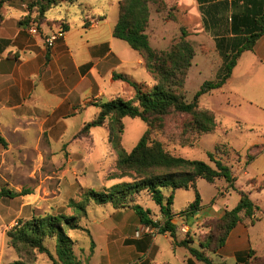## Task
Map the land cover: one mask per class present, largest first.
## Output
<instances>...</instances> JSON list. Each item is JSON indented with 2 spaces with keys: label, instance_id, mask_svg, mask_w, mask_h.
<instances>
[{
  "label": "rangeland",
  "instance_id": "obj_1",
  "mask_svg": "<svg viewBox=\"0 0 264 264\" xmlns=\"http://www.w3.org/2000/svg\"><path fill=\"white\" fill-rule=\"evenodd\" d=\"M164 3V9L161 11L157 6L151 5V19L147 32L152 47L161 51L171 48L174 41L181 36L182 29L187 31L188 40L196 49V56L185 86L186 101L192 102L202 85L216 78L222 59L216 51L213 38L206 32H198L199 22L191 16V9L185 10L179 0H164ZM106 8L101 2L95 8L85 10V15L93 13L102 15ZM58 9L54 8L50 11L49 16L55 15ZM81 16L80 12L75 18ZM109 24L111 25L110 21L105 24L104 34L107 33ZM258 76L256 73L248 78L237 75L224 88L214 90L200 98V107L215 113L218 126L213 133L203 134L201 137L192 133L183 134L185 124L192 119L190 115L183 114L168 115L165 128L153 132V137L161 141L172 155L201 160L217 168L209 157V153H213L216 160L230 167L231 175L236 179L235 187H230L224 178L216 180L214 184L203 178L198 179V188L203 198V206L197 213L198 218L183 214L195 199L194 190L180 189L175 193L173 222L177 228L176 240L178 242L185 240L189 246L202 249L216 263L238 264V252L248 253L251 249L255 250L256 258L264 256V80ZM138 78L139 82H147L148 88L156 83H151L149 78L140 76ZM121 98L130 99L125 94H122ZM125 125L122 143L130 152L148 130V126L138 118H126ZM95 146L88 162H84L78 169L73 180L75 183L73 190L61 191L56 188L49 198L39 199L37 202L41 204V208L33 209V216L48 213L77 215L69 203L71 199L76 201L82 199V188L105 191L115 184L128 180L127 178L115 181L107 179L110 173L116 171L118 160L116 151L109 143L107 128H98L95 133ZM65 156L67 158L68 155L65 153ZM21 186H23L22 190L34 191L35 188L33 183H24ZM240 190L249 192L255 204L260 207L256 211V221L252 222L249 218H245L244 222L231 233L227 245L218 249L217 225L226 211L232 210L238 204ZM166 193L170 192L166 191ZM135 201L145 209L151 210L150 217L155 222L164 223L165 219L160 207L152 200L149 193L141 192L136 196ZM24 202L25 200L18 197L7 199L0 205L1 214L5 215L4 226L0 228V264H11L21 260L10 245L7 233L12 229L11 227H16L15 223L32 217L28 206L22 207ZM110 211L114 213L112 208L91 204L88 207V216L79 219L82 230L70 231L76 244L75 254L83 264H187V260L192 257L188 249L178 246L174 248V240L170 233L159 234L157 229L145 227L138 222V227H133L131 231L130 229L121 231L119 229L121 222L129 225L132 223L130 215H135L139 221L133 209H123L122 216L110 215ZM95 220L98 223H95ZM96 224H99L101 229H97ZM184 226L189 227L186 233L182 230ZM208 239L212 242L210 248H202V243ZM144 240L150 242L147 249L142 251L131 242ZM55 241L54 238L46 240V245L53 254H55ZM92 242H94L93 248ZM27 257L25 256L24 259ZM195 262L205 264L196 260ZM26 264H53V262L48 255L37 253L35 260Z\"/></svg>",
  "mask_w": 264,
  "mask_h": 264
},
{
  "label": "trees",
  "instance_id": "obj_2",
  "mask_svg": "<svg viewBox=\"0 0 264 264\" xmlns=\"http://www.w3.org/2000/svg\"><path fill=\"white\" fill-rule=\"evenodd\" d=\"M14 0H0L1 8ZM28 5V15L20 20L21 26L43 25L55 23L47 20V13L62 4H74L79 0H25ZM202 15L204 30L213 38L217 53L222 59V65L214 80L206 81L196 93L192 102L186 101L185 86L189 71L196 56V49L188 40V33L181 30V36L174 41L168 50L158 51L151 45L148 28L151 19V5L161 11L164 0H121L119 20L114 29V37L126 42L138 52L144 60L148 72L153 76L155 85L148 88L145 83L132 81L127 75L114 74L115 80L128 82L134 89L130 100L117 98L108 102L97 103L101 109L97 117L86 124L79 137L89 136L94 127H107L109 142L118 155L116 171L110 173L107 179L127 181L111 186L105 191L94 188H82L80 201L70 200L69 206L77 215L45 214L34 215L22 220L13 227L7 236L10 245L16 250L21 260L11 264H26L34 261L36 254H46L53 264H83L75 254V241L70 235L72 230H82L80 217L88 216L91 204L104 206L111 204L115 209H133L141 224L158 230L159 234L170 233L174 240V248L184 247L192 256L187 264H226L214 262L202 249L189 246L187 241L176 240L177 228L174 220L175 193L180 189H193L195 199L189 204L183 214L194 217L202 208L203 198L198 188V179L203 178L214 184L224 178L230 187H235V177L231 175L230 167L216 160L209 153L211 161L217 168L201 160H191L172 155L164 144L153 137V132L162 130L166 118L170 114L190 115L192 119L185 124L183 134L213 133L218 126L215 113L200 107V98L214 90L221 89L232 77L233 71L241 56L253 51L258 41L264 35V0H196ZM63 31L69 29V24L57 23ZM126 118L141 119L148 130L138 144L129 152L122 143ZM0 144L6 146V141L0 135ZM186 145V143H183ZM150 194L152 200L160 207L164 223L155 222L151 210L136 203V196L141 192ZM166 191L170 193L167 194ZM24 189L14 191L8 185L0 186V203L29 194ZM240 200L232 209L226 211L217 225L218 249L227 245L231 233L236 227L249 218L256 221L255 204L249 192L239 191ZM47 238H54L55 254L47 247ZM142 251L147 249L150 240L143 242L131 241ZM211 239L202 243V248H210ZM94 242H92V248ZM31 254L33 256H31ZM25 256H28L24 259ZM30 258V259H29ZM255 250L248 253L238 252V264H264L263 258H256ZM254 259V260H253Z\"/></svg>",
  "mask_w": 264,
  "mask_h": 264
},
{
  "label": "crops",
  "instance_id": "obj_3",
  "mask_svg": "<svg viewBox=\"0 0 264 264\" xmlns=\"http://www.w3.org/2000/svg\"><path fill=\"white\" fill-rule=\"evenodd\" d=\"M179 1L185 10L191 9V16L199 22L198 32H206L197 1ZM101 2L107 7L104 14L85 15V10ZM120 2L79 0L62 4L55 7L59 8L55 15L49 16L54 8L47 13V20L55 25H43L39 34L30 33V26L20 25L29 13L25 0H14L1 8L0 135L6 146L0 144V186L8 185L21 192V184L33 183L34 191L21 196L25 200L22 207L28 206L31 216L33 209L41 208L37 201L49 198L56 188L73 190L78 169L88 162L96 147L95 133L101 127L92 128L88 137L78 135L100 113L97 103L121 98L122 94L133 98V87L126 81L115 80L114 74L127 75L138 83H142L138 76L155 83L141 55L114 37ZM80 12L82 16L75 18ZM109 21L111 25L104 34ZM57 23L69 24V29L63 31ZM52 36H56L55 44L49 47L46 40ZM255 73L264 80V35L253 51L241 56L225 86L237 75L248 78ZM104 206L114 210L110 215L123 214V209H115L111 204ZM130 217L132 223L121 222V231H131L138 227L137 222L141 224L135 215ZM4 219L0 210V228Z\"/></svg>",
  "mask_w": 264,
  "mask_h": 264
},
{
  "label": "built area",
  "instance_id": "obj_4",
  "mask_svg": "<svg viewBox=\"0 0 264 264\" xmlns=\"http://www.w3.org/2000/svg\"><path fill=\"white\" fill-rule=\"evenodd\" d=\"M92 23H97V21H93ZM29 31L32 34H39V28L37 25H32L31 27H29ZM55 40H56V36H52V37L47 38L46 41H47L48 46L53 47L55 44ZM17 225H18V223H15V226H17ZM11 228H13V227H11ZM182 230L186 233L189 231V227L184 226Z\"/></svg>",
  "mask_w": 264,
  "mask_h": 264
}]
</instances>
